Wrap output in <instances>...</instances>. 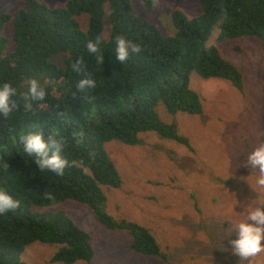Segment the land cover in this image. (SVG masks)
Here are the masks:
<instances>
[{
	"label": "trees",
	"instance_id": "obj_1",
	"mask_svg": "<svg viewBox=\"0 0 264 264\" xmlns=\"http://www.w3.org/2000/svg\"><path fill=\"white\" fill-rule=\"evenodd\" d=\"M142 2L152 10L153 0ZM200 5L202 12L194 18L172 11L173 35H164L135 15L130 0H68L57 8L24 0L13 16L0 13V87L5 83L13 87L16 95L10 101H17L16 108L9 104L7 117L0 112V190L19 201L15 209L0 214V264H26L21 254L35 242L56 247L49 264L90 263L94 257L90 234L56 207L67 201L78 203L107 231L124 235L131 253L167 262L147 227L106 212L102 187L118 189L122 179L105 144L115 140L135 145L139 134L155 132L190 148L174 123L160 120L157 107L171 115L203 112L200 95L190 88L191 72L243 90L241 73L207 42L216 26L219 40L264 41V0H200ZM82 14L88 17L85 31L77 19ZM106 14L109 30L104 37ZM11 19L14 47L5 53L2 30ZM118 36L141 49L123 64L115 58ZM97 37L101 64L87 51V42ZM60 54L62 66L51 60ZM77 60L83 68L79 73L72 69ZM85 77L96 82L94 88H77ZM33 79L46 95L44 100L29 98L32 107L26 111L23 97L29 89L20 85ZM29 133L40 134L45 143L62 141L59 155L66 161L62 176L41 171L35 162L40 157L24 152L20 137ZM48 194L54 199H47Z\"/></svg>",
	"mask_w": 264,
	"mask_h": 264
},
{
	"label": "rangeland",
	"instance_id": "obj_2",
	"mask_svg": "<svg viewBox=\"0 0 264 264\" xmlns=\"http://www.w3.org/2000/svg\"><path fill=\"white\" fill-rule=\"evenodd\" d=\"M37 1L57 8L68 0ZM130 4L135 15L155 24L164 35L174 34L173 10H180L188 18L202 12L200 0H156L151 11L142 0H130ZM23 6L24 0H2L0 13L13 16ZM77 19L85 31L87 15ZM104 26L103 35L107 37V14ZM2 36L7 39L5 53L11 52L13 19L4 25ZM218 36L216 26L207 46L216 47L238 69L243 90L224 80H203L191 72L190 88L200 95L203 112L171 115L163 106L157 107L160 120L174 123L190 148L155 132L139 134L135 145L115 140L105 144L122 179L118 189L102 187L106 212L147 227L167 254V262L131 253L124 235L107 231L78 203L67 201L56 207L64 209L90 234L94 248L90 263L75 264H238L228 241L236 238L233 227L244 219L238 202L255 198L251 188L258 169L244 164L248 153L264 142V41L251 37L219 40ZM63 58L60 54L51 60L62 66ZM29 87L30 81L20 85L22 89ZM258 198L264 200V192ZM55 250V246L35 242L20 258L26 264H49ZM257 259L264 264V253Z\"/></svg>",
	"mask_w": 264,
	"mask_h": 264
},
{
	"label": "clouds",
	"instance_id": "obj_3",
	"mask_svg": "<svg viewBox=\"0 0 264 264\" xmlns=\"http://www.w3.org/2000/svg\"><path fill=\"white\" fill-rule=\"evenodd\" d=\"M155 3L156 0H153ZM100 38L97 37L95 42H87V51L90 54L97 55V62L101 64L102 57L99 55L101 51L99 48ZM140 46L125 40L123 37L116 38V56L115 58L123 64L128 58L130 53L140 52ZM82 62L77 60L72 64L73 71L81 72L83 68ZM96 82L85 77L79 81L77 88L85 90L87 88H94ZM16 95V90L8 83H5L3 87H0V112H3L7 117L11 103L12 108L17 107V101L11 100L10 96ZM45 91L41 88L38 82L33 79L30 81V87L28 95L24 96V109L30 111L32 105L28 103L29 98L32 100H44ZM20 140L24 145V152L31 155L36 153L37 159L35 162L41 169L49 170L58 175H63L62 169L66 161L59 155L62 141L57 143L56 139H50L49 143H45L40 134L29 133L22 135ZM51 151V155L49 152ZM7 167V165H6ZM244 167H250L255 171V185L251 188V191L255 193V198L246 197L244 200L239 201V207L242 209L244 219L236 223L233 227L235 232V239L228 241L231 246V254L238 257V264L246 261L247 264H260L257 259L261 253H264V200L258 198V194L264 192V142L259 143L252 151H250L246 157V163ZM47 199H54L51 194L46 196ZM19 204V201L14 200L10 195L5 194L3 190H0V214H4L6 211L15 209Z\"/></svg>",
	"mask_w": 264,
	"mask_h": 264
}]
</instances>
